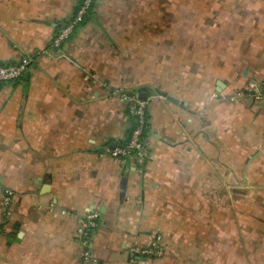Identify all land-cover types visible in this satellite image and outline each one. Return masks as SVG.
<instances>
[{
    "label": "crops",
    "instance_id": "crops-1",
    "mask_svg": "<svg viewBox=\"0 0 264 264\" xmlns=\"http://www.w3.org/2000/svg\"><path fill=\"white\" fill-rule=\"evenodd\" d=\"M82 1L0 0V64L29 60V77L0 82V184L17 194L0 195V264H86L93 211L102 264H264V101L227 99L264 86V39L227 82L168 73L160 89L125 54L157 22L130 5L155 0H98L54 48ZM250 8L264 34V0ZM117 91L150 95L145 163L107 152L135 127ZM156 236L164 256H142Z\"/></svg>",
    "mask_w": 264,
    "mask_h": 264
},
{
    "label": "rangeland",
    "instance_id": "rangeland-1",
    "mask_svg": "<svg viewBox=\"0 0 264 264\" xmlns=\"http://www.w3.org/2000/svg\"><path fill=\"white\" fill-rule=\"evenodd\" d=\"M251 3L254 0H155L130 5L129 9L156 12L157 22L150 30L139 28L132 34L129 39L139 47L125 54L140 78L160 89L168 73L178 78L200 72L210 81L227 82L229 66L245 67L242 55L264 39L262 18L251 10Z\"/></svg>",
    "mask_w": 264,
    "mask_h": 264
},
{
    "label": "built area",
    "instance_id": "built-area-1",
    "mask_svg": "<svg viewBox=\"0 0 264 264\" xmlns=\"http://www.w3.org/2000/svg\"><path fill=\"white\" fill-rule=\"evenodd\" d=\"M98 0H83L78 6L75 16L68 23L54 40V48H61L83 25L86 19L93 12L94 6ZM29 60L23 59L13 64H0V82L12 83L22 79L28 71ZM252 95L257 101H264V86L262 88L251 86L244 92H238L230 97H227L231 102H239L245 94ZM116 94L123 102L128 103L129 114L135 122L126 145L108 150V154L115 159H137L140 163H145L149 159V151L145 147L144 134L147 129V101H142L138 96L130 97L129 95L117 91ZM216 98V97H214ZM213 99V98H212ZM0 195L4 197L5 206L10 207L17 201V194L12 190L4 188L0 184ZM100 215L93 211L86 215L85 221L82 224L78 238L81 240L83 247L82 259L86 264H102L101 261L92 253L91 237L99 227ZM162 236H156L149 249L143 250L140 254L144 257L160 258L164 256L165 247L162 243Z\"/></svg>",
    "mask_w": 264,
    "mask_h": 264
},
{
    "label": "water",
    "instance_id": "water-1",
    "mask_svg": "<svg viewBox=\"0 0 264 264\" xmlns=\"http://www.w3.org/2000/svg\"><path fill=\"white\" fill-rule=\"evenodd\" d=\"M25 77H26V78L29 77V74H26ZM220 85H222V84H220ZM219 92L221 93L220 90H219ZM138 97H139V99L142 100V101H148L150 95H149L148 93H140ZM169 99H170L171 101H174L172 98H169ZM176 103H177V101H176ZM114 148H115V145L112 146V149H114ZM139 260H141V258H139ZM142 260L145 261L146 258H144V259H142Z\"/></svg>",
    "mask_w": 264,
    "mask_h": 264
},
{
    "label": "trees",
    "instance_id": "trees-1",
    "mask_svg": "<svg viewBox=\"0 0 264 264\" xmlns=\"http://www.w3.org/2000/svg\"><path fill=\"white\" fill-rule=\"evenodd\" d=\"M89 18H90V17H88V18L86 19V21H87ZM86 21H85V22H86ZM85 22H84V23H85ZM84 23H83V24H84ZM81 26H82V25H81ZM145 132H146V131H145ZM145 134H146V133H145ZM145 134H144V138H145Z\"/></svg>",
    "mask_w": 264,
    "mask_h": 264
}]
</instances>
